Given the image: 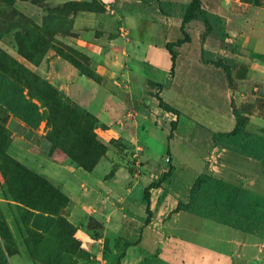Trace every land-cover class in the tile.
I'll use <instances>...</instances> for the list:
<instances>
[{
  "label": "crops",
  "instance_id": "obj_1",
  "mask_svg": "<svg viewBox=\"0 0 264 264\" xmlns=\"http://www.w3.org/2000/svg\"><path fill=\"white\" fill-rule=\"evenodd\" d=\"M200 1L203 10L224 19L228 38L225 43L203 40L200 22L185 24L190 40L173 47L177 57L171 75L166 45L183 39L184 7L192 0H46L50 6H78L70 15L68 44L87 59L98 81L65 65L74 79L64 83V73L58 74L59 88L74 94L97 119L96 138L106 151L90 170L48 155L44 145L21 135L11 139L6 152L97 224L98 235L78 230L76 236L91 256L103 257L101 264H113L112 256L120 257L125 244L130 246L124 257L136 248L158 253L168 264H264L252 245L256 236L230 228L234 239L248 238L232 239L229 250L207 248L194 241L199 217L173 212L179 202H187L199 174L264 196V164L212 141L214 134L234 129L233 108L246 118L247 133L264 137V6ZM202 50L235 61L232 88L220 69L202 62ZM159 100L178 114L161 109ZM184 124L199 126L207 135L189 145ZM180 145L194 151L199 169L188 167L178 154ZM219 161L230 167L233 178ZM163 174L169 176L149 191L146 224L144 191Z\"/></svg>",
  "mask_w": 264,
  "mask_h": 264
},
{
  "label": "rangeland",
  "instance_id": "obj_2",
  "mask_svg": "<svg viewBox=\"0 0 264 264\" xmlns=\"http://www.w3.org/2000/svg\"><path fill=\"white\" fill-rule=\"evenodd\" d=\"M75 9L76 6H50L46 0H0V145L21 135L33 144L44 145L48 155L64 156L73 165L75 161L70 155L77 157L80 146L74 141L71 127L78 121L91 125L92 121L84 120L85 114L95 118L77 102L73 94L75 81L70 91L73 96L59 88L62 82L58 74L64 73V83L74 79L65 65L90 73L84 56L68 44L71 41L70 15ZM46 103L58 111L50 113ZM183 126L188 130L189 145L207 135L199 126ZM49 135L54 137V144L48 140ZM89 136L90 129L86 134L87 138ZM87 153L92 155L91 150ZM178 154L190 169H199L197 157L190 148L180 145ZM220 161L219 168L233 178L230 167ZM235 163L231 165L233 169L238 161ZM3 173L4 177L0 174V264L103 262L102 256L100 259L91 256L76 236L78 230L98 235L97 224L84 216L62 192L9 162L4 164ZM13 199L26 201L35 210H27L29 214H26ZM195 227L196 243L216 250L230 249L228 244L232 245L230 241L234 239L227 233L230 228L201 218L195 221ZM247 238L243 235L242 239L234 240ZM252 245L259 248L263 257L264 230L262 238L256 237ZM112 259L113 264H139L141 261L136 248L125 257L117 255Z\"/></svg>",
  "mask_w": 264,
  "mask_h": 264
},
{
  "label": "trees",
  "instance_id": "obj_3",
  "mask_svg": "<svg viewBox=\"0 0 264 264\" xmlns=\"http://www.w3.org/2000/svg\"><path fill=\"white\" fill-rule=\"evenodd\" d=\"M243 1L254 6H264V0ZM66 6H76V8L78 7L76 4H65L63 6H60V8ZM191 21L200 22L204 26L203 40L206 38H211L220 43H225L226 39L228 38L224 19L203 10L200 0H192L190 4L184 7L183 22L181 26L183 39L174 44L166 45V48L171 56V75H173L174 73L175 61L177 57V54L173 50V47L178 46L182 43L189 42L190 39L184 32V26ZM232 52L240 54V51L236 48H233ZM83 58L87 62V59L85 57ZM201 60L205 64L210 63L211 65L220 69L226 76L229 86H231L232 88V69L235 67V61L233 59L215 55L202 50ZM70 63L74 64L72 61H70ZM81 73L89 76L91 79H98L97 76L91 71L87 74L83 73L82 71ZM46 105L47 109L50 110V113L55 114L58 111V108L49 106L48 103H46ZM159 106L165 111L175 112L176 114H178L175 110L170 108L161 100H159ZM232 114L235 119L234 129L229 133L214 134L212 136L213 143L223 144L225 146L231 147L234 150H239L245 157L264 164V137L262 135L249 134L245 131V124L247 120L239 109L233 108ZM85 119H89L90 121H92V124L90 125L88 122L87 124H84L83 122L78 121V124L73 123L72 126L74 128L71 127L73 131L72 136L76 138L74 139V141L80 146V149L77 151V157H72L71 155L70 157L75 161L74 163L76 166L82 167L85 170H90L98 162V160L102 156H104L106 147L97 140L96 134L94 133L95 129H97L98 127L97 119L93 118L89 114H85L84 120ZM49 124L52 126L51 122H49ZM89 129L91 137L89 136L90 138H87L86 134ZM261 133H264V131H261ZM48 140L52 144H54L55 142L54 137L50 135L48 136ZM9 143L0 145L1 177H4V164L6 162H9L11 164H14V166L17 167L20 171L29 174L33 178L42 181L46 185H49V183L41 176L27 169L25 166H23L7 154L6 151ZM90 150L92 152V155H88L87 153V151ZM168 176L169 174H163L157 181L151 183L144 191L143 198L147 206L148 215L146 224L149 222L150 215L148 211L150 196L149 191L151 189L159 187ZM13 201L21 205V207L24 208L26 214H29L27 210H35L29 204H27L26 201L20 199H13ZM160 202L161 200H159V203ZM173 212H186L199 218L210 220L219 225L240 231L242 233L261 238L262 232L264 230L263 195L226 183L207 174H199L197 176L188 191L187 202H179ZM128 246L130 245L125 244V246L122 248L120 257L124 256V252ZM138 253L141 257V261L139 264H168L159 257L158 253L149 254L142 249H138Z\"/></svg>",
  "mask_w": 264,
  "mask_h": 264
}]
</instances>
